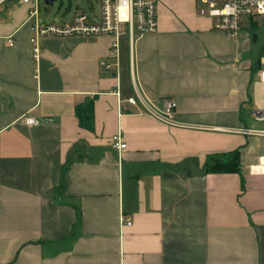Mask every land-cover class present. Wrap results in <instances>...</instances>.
I'll return each mask as SVG.
<instances>
[{"label": "crops", "instance_id": "1", "mask_svg": "<svg viewBox=\"0 0 264 264\" xmlns=\"http://www.w3.org/2000/svg\"><path fill=\"white\" fill-rule=\"evenodd\" d=\"M156 1L157 31L115 57L107 34L41 36L35 57L32 4L0 0V264H264V136L233 130H264L262 52L191 0ZM137 93L176 100L180 124ZM89 98L93 129L75 113ZM237 148L241 174L201 169Z\"/></svg>", "mask_w": 264, "mask_h": 264}, {"label": "built area", "instance_id": "2", "mask_svg": "<svg viewBox=\"0 0 264 264\" xmlns=\"http://www.w3.org/2000/svg\"><path fill=\"white\" fill-rule=\"evenodd\" d=\"M30 2L33 0H21ZM32 3L29 9V19H32L31 36L33 50L39 52L38 39L45 35H81V36H100L113 35L115 41L112 44L111 55H117V45L119 37L128 34L131 40L136 39L147 33H154L158 29V5L156 0H99L101 3L100 15H89L82 12L74 16L73 21L66 24L55 25L39 21L36 10V1ZM205 6L199 9V13L208 14L214 19L213 25L216 29L226 32L230 36H236L244 26V18L260 19L264 16V0H200ZM9 45H13L12 37H8ZM103 64H105L103 62ZM109 67V64H106ZM260 81L264 87V60L259 69ZM127 101L133 105H140L143 111L157 117V119L168 124H180L174 118L177 101L174 99H165L162 107H158L146 96L139 93L131 95ZM257 117L264 118V110L257 111ZM25 123L37 125L41 123L39 118L25 115ZM234 131L242 133H254L264 136V130H250L244 127L235 128ZM111 146L119 152L127 146L122 132L119 131L112 137ZM264 157H260L258 164L251 166V171L264 175ZM256 167L254 169L253 167ZM123 222L131 224V219L123 218Z\"/></svg>", "mask_w": 264, "mask_h": 264}, {"label": "rangeland", "instance_id": "3", "mask_svg": "<svg viewBox=\"0 0 264 264\" xmlns=\"http://www.w3.org/2000/svg\"><path fill=\"white\" fill-rule=\"evenodd\" d=\"M191 1L193 3V11L197 15V11L205 5L200 0H191ZM33 2L35 1L33 0ZM33 10H36L39 21L44 23L61 25L72 22L74 16L82 12H86L91 16L94 14L100 15L101 3L99 0H55L53 5H49L46 4V0H37L36 6H34ZM206 16L209 18L211 17L208 14H206ZM244 28L247 32L250 33L249 38L251 41V45L255 48L258 47V56H260L262 52V56L259 59V65H260L258 68L259 70L264 60V16H260L259 22H254V23L251 22V19L247 17L244 18ZM257 36L259 37L257 38ZM36 54L37 55L35 56V52H34L35 57L38 56V53ZM151 102L154 103L153 101ZM144 112L149 113L147 111Z\"/></svg>", "mask_w": 264, "mask_h": 264}, {"label": "trees", "instance_id": "4", "mask_svg": "<svg viewBox=\"0 0 264 264\" xmlns=\"http://www.w3.org/2000/svg\"><path fill=\"white\" fill-rule=\"evenodd\" d=\"M251 22H259V20L252 19ZM94 105V98H89L87 101L76 105L75 113L78 117L80 126L87 129L94 128ZM191 159L195 160L200 168L198 159ZM186 162H189V159ZM201 169L207 173L237 172L241 174L240 149L237 148L232 151L217 152L207 155L202 163ZM242 182L244 187L243 177Z\"/></svg>", "mask_w": 264, "mask_h": 264}, {"label": "water", "instance_id": "5", "mask_svg": "<svg viewBox=\"0 0 264 264\" xmlns=\"http://www.w3.org/2000/svg\"><path fill=\"white\" fill-rule=\"evenodd\" d=\"M55 0H46V4L53 5Z\"/></svg>", "mask_w": 264, "mask_h": 264}, {"label": "bare ground", "instance_id": "6", "mask_svg": "<svg viewBox=\"0 0 264 264\" xmlns=\"http://www.w3.org/2000/svg\"><path fill=\"white\" fill-rule=\"evenodd\" d=\"M263 160H264V157H263ZM253 168H254V169H256V167H255V166H254Z\"/></svg>", "mask_w": 264, "mask_h": 264}]
</instances>
